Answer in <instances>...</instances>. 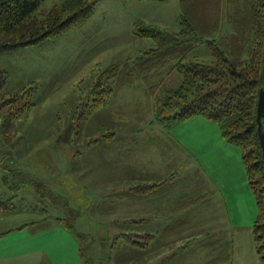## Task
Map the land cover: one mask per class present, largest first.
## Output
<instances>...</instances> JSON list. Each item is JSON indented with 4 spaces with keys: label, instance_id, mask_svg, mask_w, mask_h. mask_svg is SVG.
Wrapping results in <instances>:
<instances>
[{
    "label": "rangeland",
    "instance_id": "rangeland-1",
    "mask_svg": "<svg viewBox=\"0 0 264 264\" xmlns=\"http://www.w3.org/2000/svg\"><path fill=\"white\" fill-rule=\"evenodd\" d=\"M68 1L42 0L34 14L41 18L52 7ZM86 1L95 3L81 25L0 55V68L7 74L3 91L25 88L24 97L15 105L16 117L0 127V191L3 180L11 190L9 194L14 195L13 211L0 215V231H8L0 237V264H82L76 238L55 220L57 217H67L77 230L89 232L88 240L92 241L84 253L92 257L91 264H124L123 235H130V239L140 235L135 233V220H127L129 224L124 221L132 216L130 211L145 208L140 205L145 200L148 210L160 209L161 200L165 212L177 210L180 204L173 206L172 199L182 203L187 198L185 191L190 195L195 191L198 197L203 178L210 180L216 195L225 196L230 225L236 227L232 231L238 232L233 264H242L241 259H249V244L255 245L253 224L258 207L240 145L224 140L218 124L201 115L195 116L202 120L182 123L192 116L167 129L164 141L169 146L158 139L152 130L158 126L153 97L181 81L166 63L149 70L146 82L138 78L119 85L121 76L106 74L112 66L136 59L154 46L151 38L138 31L143 26L177 30L183 0ZM232 1L222 2L226 13L232 9ZM194 2L186 9L191 18L202 11L196 7L201 1ZM208 2L216 13L217 4ZM225 23L221 20L213 36L230 39L232 28ZM230 47L228 42L223 46ZM232 53L238 60L250 58L249 51ZM186 57L207 61L211 54L201 42ZM19 107H24L21 112ZM5 110L0 108V125ZM183 149L190 151L197 162L186 158L180 152ZM174 151L178 153L171 161L169 155ZM124 163L129 165L127 175L118 171ZM146 163L148 171L143 174L139 167H146ZM157 166L164 170L159 173L163 174L159 181L151 174ZM166 182L174 187L165 188L164 197L157 198L156 188L159 192ZM127 183L132 184L124 188ZM141 184L155 186L136 196ZM124 194H128V204L124 203ZM76 213H80L79 218L72 219ZM26 222L39 225L29 226V231L21 228L28 227ZM100 225L110 227V234L107 231L103 235L97 229ZM200 228L194 235L180 237L198 247L204 237ZM149 235L145 242L152 246L146 248L142 258L155 264L158 237ZM159 238L165 241L171 236ZM209 239L204 237L202 241ZM188 248L191 246L180 252L175 262L161 264H202L210 258L200 247ZM224 254L218 252L217 256L223 258ZM227 256L231 259V253ZM133 258L139 261V252Z\"/></svg>",
    "mask_w": 264,
    "mask_h": 264
},
{
    "label": "trees",
    "instance_id": "trees-1",
    "mask_svg": "<svg viewBox=\"0 0 264 264\" xmlns=\"http://www.w3.org/2000/svg\"><path fill=\"white\" fill-rule=\"evenodd\" d=\"M41 1L0 0V55L81 25L92 13L95 3L69 0L61 6L52 7L38 18L34 11ZM194 1L183 0V13L180 14L177 30L152 25L140 28V34L151 38L154 46L136 59L112 66L106 74L121 76L118 79L119 85L131 83L138 78L146 82L149 70L166 63L170 70H176L181 81L177 86L165 89L163 95L156 94L153 97L155 119L169 129L179 121L201 115L218 124L224 140L240 145L248 184L258 207V215L253 224L255 248L264 260V163L256 130L258 91L264 84V52L261 51L264 48V0L232 1V9L227 13L222 2L229 3L230 0H208L211 4H217L216 13H212L208 1L200 0V5L196 6L202 10L200 16L193 15L191 18L186 9ZM221 20L232 28L230 39L222 40V37L213 36L220 28ZM208 22L209 26L204 27ZM201 42L206 43L211 59L187 60L189 52ZM226 42L231 46L228 49L223 48ZM245 48L250 58L245 61L235 58L236 54L232 51L248 52ZM6 77V71L0 68V108L6 107L0 127H4L12 116L16 117L15 105L25 95V88L4 92ZM19 108L21 112L24 107ZM154 186L138 185L136 196H143L147 189ZM13 198V194L0 196V215L13 211ZM79 216L80 213H76L72 219ZM55 220L62 222L76 238L82 264H91L92 257L84 253L86 245L92 241L88 240L89 234L77 230L73 221L67 220V217H57ZM5 231H0V236ZM123 236V243L129 242L133 251H136L133 256H137V251L146 242L140 236H135L138 239H130L131 236L126 234ZM214 262L210 260L202 264Z\"/></svg>",
    "mask_w": 264,
    "mask_h": 264
},
{
    "label": "crops",
    "instance_id": "crops-1",
    "mask_svg": "<svg viewBox=\"0 0 264 264\" xmlns=\"http://www.w3.org/2000/svg\"><path fill=\"white\" fill-rule=\"evenodd\" d=\"M191 120H202V119H197V117L195 116V117H192L190 119L183 121L182 123L190 122ZM207 120H206V122H208ZM201 122H204V121H201ZM177 123H179V122H177ZM169 129L167 130L161 123L158 122V126L152 130L156 132V136H158V139L160 141H164L165 140L164 134H165V132L169 131ZM142 130H143V128H142ZM187 130H189V129H187ZM165 143L167 144V142H165ZM174 144L180 145L178 143V141H175ZM180 152L184 153L186 158L192 159V157H193V155L190 153V151H185L183 149ZM176 153H178V151H174V152H172L171 155H169L170 157L172 156L171 161H173V159H172L173 155ZM160 155H161L160 156L161 157L160 162H162L164 160L163 153H160ZM158 157H159V154H158ZM192 160L194 162H197L195 157ZM124 164L125 165H122L120 170H118V171H124V175H127L128 171H129V165L127 163H124ZM148 165H149V163H146L145 164L146 167H139V169H141V172L143 174L148 171V169H147ZM0 170H1V168H0ZM163 171L164 170L161 169V166H159V167L157 166V167L152 169L151 174L152 175L154 174L153 178L154 179L157 178L156 180H158V179H160L159 177H161L163 175V174H159V173H162ZM163 178H164V176H163ZM0 179H2L1 173H0ZM144 179H146V178H143V180ZM1 184H2L1 187L3 188L0 191L1 196H7L9 193H11V190L6 188L8 186H7L5 181L2 180ZM131 184L132 183H127L124 188H129L131 186ZM170 187L173 188L174 186L168 182L161 185L159 192H158V187H157L156 191H155V194L159 193L157 198L164 197L163 194H165V193L163 190L165 188L169 189ZM197 189L199 191V187ZM183 193H186L187 198L184 197L185 201H183L182 203H180V201H177V200L175 201L173 198L175 196H173V195H172L173 197L172 196L169 197V198H173L172 199L173 206L180 204V207L177 208V210L165 212L164 210H162L163 209V201L162 200H161L162 205L160 206V209H158L156 207L155 210H148L147 205L149 202H146V200H145V202L142 203L140 200V203H142L140 205H145V208L139 209V211L131 210L130 214L132 216L124 218V221L126 223L127 220H129V221L135 220V222H136L135 225L137 226V229H135V230H137V232H135V233L136 234L139 233L140 235L139 234L138 235L141 237L140 239H142L143 241L147 242L146 237L150 236L149 234H152V235L158 237L157 243L155 245V249L157 251V256H156L157 262L155 264H161V263H164L166 261H174L175 262L176 261L175 257H177L180 252H185V249L189 245L191 246V248H188L187 251H190L192 249L200 247L202 250L207 252V255H209L210 258L204 262H207L209 260H213V261H215L214 262L215 264H227L228 261H232L230 264H233L234 253L237 251L236 247H234L236 245V243H234V239H235V236L237 235L238 232L232 231V229L236 230L235 229L236 227L230 225V217H229L227 209H226L227 205H226L224 194L222 193L221 195H219V194L216 195L215 187H213V185L211 184L209 179H205V178H203L202 191H201V193H199L198 197L194 196L196 193L195 191L192 192L191 195H190V193H188V191H185ZM181 195H183V194H181ZM123 197L125 198L124 203L128 204L129 203L128 202V194H124ZM151 199H152V197L149 199V201ZM157 201L158 200L155 199V202H157ZM43 221H45V220H43ZM24 224H28V227H27V225H23L21 228L26 227L27 229H29V231H30L31 227L36 228L39 225V224H37L35 226H32L27 222ZM126 224H129V223H126ZM29 226H31V227H29ZM58 226H60V225H58ZM97 227H98L97 228L98 230L100 229V231L103 232V235H105L107 233V231L110 234V227L107 228L106 225L104 227H102L101 225L97 226ZM199 227H201L199 230V231H202L201 235L204 237H210L211 241H210V239L208 241H202V238H204V237H201L200 242H199L200 244L197 243L198 247H196L192 243H188L190 241V239L185 240V239H182L180 237V236L194 235ZM65 229L69 233H71L66 227H65ZM113 230H115V228H113ZM6 232H8V231H5L3 234H5ZM80 232H84V231H80ZM40 233L41 232H39L37 234L40 235ZM84 233L89 234V232H84ZM114 233H115V231H114ZM247 234H248L247 238L249 239L248 241L250 243L249 233H247ZM33 235H34V233H33ZM159 235L161 237L171 236V239L164 241L162 238H159L160 237ZM142 237H144V238H142ZM176 237H179V238H176ZM77 244H78V242H77ZM151 244L152 243H148V244L145 243L139 249V251H138L139 256H140L139 261H137V260H135V258H133L134 253L132 255V250H133L132 247L128 244L123 245L124 255H125L124 264H137V263L151 264L150 260H147V258H145V259L142 258L143 252L146 250V248H148V249L151 248V246H152ZM204 246L206 247V249H209V250H205ZM248 248H249V250H247V251L250 252L249 259H241L242 264H264V260L260 258L259 254L256 251L255 245L249 244ZM170 252H171V254H170ZM218 252L220 254L222 252H224L225 253L224 257L221 258V257L217 256ZM228 253H231V257H230L231 259H229V257L227 256ZM79 258H80V256H79ZM81 263H82V260H81Z\"/></svg>",
    "mask_w": 264,
    "mask_h": 264
},
{
    "label": "water",
    "instance_id": "water-1",
    "mask_svg": "<svg viewBox=\"0 0 264 264\" xmlns=\"http://www.w3.org/2000/svg\"><path fill=\"white\" fill-rule=\"evenodd\" d=\"M262 71L264 76V60ZM256 123V130L260 141L261 154L264 163V84L259 88L258 91V99L256 105Z\"/></svg>",
    "mask_w": 264,
    "mask_h": 264
}]
</instances>
